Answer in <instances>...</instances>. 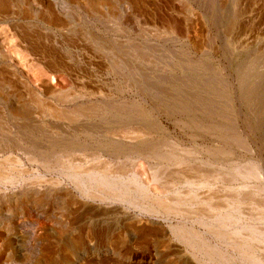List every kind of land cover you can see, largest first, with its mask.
I'll use <instances>...</instances> for the list:
<instances>
[{"label":"rangeland","instance_id":"374dc122","mask_svg":"<svg viewBox=\"0 0 264 264\" xmlns=\"http://www.w3.org/2000/svg\"><path fill=\"white\" fill-rule=\"evenodd\" d=\"M4 1L0 159L18 158L22 174L0 181V264H198L187 227L237 261L197 219L145 207L264 187V0ZM171 21L183 36L162 31ZM184 159L206 176L174 177ZM106 162L120 183L138 178V204L91 200L74 184L71 168ZM247 165L262 180L244 177ZM256 198L241 218L264 229Z\"/></svg>","mask_w":264,"mask_h":264},{"label":"bare ground","instance_id":"6f19581e","mask_svg":"<svg viewBox=\"0 0 264 264\" xmlns=\"http://www.w3.org/2000/svg\"><path fill=\"white\" fill-rule=\"evenodd\" d=\"M5 3L6 2L4 0H0V9H3ZM123 10H125V9L123 8ZM49 16L51 17V18H49L50 21H53V19H55L54 18V15L52 13H48V16L47 17H49ZM170 19H172V18H170ZM176 25L177 24H174L172 21L171 22H166V23L164 22L162 31L165 30L167 33L171 34L172 36L173 35L183 36V34L178 30V28H177ZM25 38H26V36H25ZM49 67H51V66H49ZM140 83L141 82H139L138 84H140ZM35 104H38L40 106L42 105V103H40V102H37ZM42 106L44 107V105H42ZM49 108L51 109V107H49ZM89 108H91V107H89ZM88 110H90V109H88ZM83 111L84 110L82 108L77 109V110H74L73 109L72 111H70L71 112L70 115H73L74 117L75 116L77 117ZM51 112L53 113V115L57 116V118L58 117H61V118L62 117H65V118H67V116H68V112H66L65 110H55V109H53V110H51ZM24 114H26V113H24ZM50 115H52V114H50ZM92 115H94V114H92ZM26 116H28V114H26ZM68 118H70V117H68ZM138 132H136V133H138ZM125 135H127V134H125ZM33 147H34V150L36 149V151L38 153H40V154L42 153L41 157L44 156L45 153L47 155V152H45L40 146L33 144ZM188 153H191V152H187V154ZM36 156L37 155L34 154L33 156H31L29 158V160L36 161L37 160ZM71 161H72V159H71ZM47 162H48V160H47ZM19 163H20V160L18 158H15L14 159V158H12V156H8L4 160H1L0 159V181L1 182L10 181V184L12 183V181H15L17 177H14V176H16L18 173H20L21 172V169H20V172H19V170L18 169H15V167H13L11 164L18 165ZM107 163L108 162H106L105 164H103L104 165L103 167L102 166L100 167V165L99 166L97 165V168H95V169L94 168H90L89 169V167L88 168L87 167L85 168L84 167L85 165L84 166L83 165H78L76 167L71 168L70 169L71 170L70 172L72 173V175L74 177L73 179L76 181V183H74V184H76L78 186H81V188H83L82 191H84L83 193L89 199H91V200H96V201H119V202H122V203H126L127 205L128 204H135V205L138 204V202H139L138 200L141 197H142L141 199H143L142 193L145 190V188L142 187V185L137 182V179L138 178L135 179V181L132 180L133 182L131 181V182L120 183L119 180H118V178H117L118 177L117 174H115L117 176V177L115 176L116 177L115 178V177H112L113 174L107 173V171L109 170V165H107ZM41 165H43V164H41ZM189 166H191V165H188V162H186L185 159H184V161L181 162L178 165L180 171H178L177 173H175L174 177H176L178 179H181V180H190V177L189 176H191V175L194 174L197 178H198V176H200L199 177V180H200L201 176H203V177L206 176V174L204 175V173H201V171L198 170V168L196 169L194 166L193 167L191 166V168H188ZM94 167H96V166H94ZM123 168H126V167L125 166L124 167H120V173L123 172ZM195 170H197V171H195ZM112 171H116V170H112ZM198 171H200V172H198ZM188 173H189V176H187ZM191 173H193V174H191ZM21 174L22 173H20V175ZM243 175H244V177H247V178L248 177H251V178H254L255 177V179H257V180H262V179L259 178V177L262 176V173L258 169L254 168L253 166H250V165L248 167H246V168L244 167V174ZM211 177L212 176L210 175V176L205 177L203 179L205 181L206 178H207L208 183H211L212 181H210V180H214V177L215 178L217 177V179H218L217 174L213 178H211ZM156 178L159 179L157 176L155 177V179ZM223 180H222V182H223ZM226 180H227V178H226ZM219 181H220V179H219ZM122 182H123V180H122ZM213 183H215V180H214ZM259 183H261V182H259ZM251 186H250V188H252ZM222 187L224 188V186H222ZM222 187H221V189H222ZM245 187L246 186H243L242 188L245 189ZM254 187H255V189H253L254 191L251 192L250 195L247 194V193H245L247 195H243V194H240L242 191L241 192L237 191V192H239V194L237 193L238 194L237 197H235L237 195V194H235V195H233L232 198H231V196L224 197L225 200L222 197H219L218 195H216L214 193H213V195H209V196H205V197L202 196L203 198H198V197H191V198H189V196L188 197L187 196H184V195L181 196L183 193H181V195H178V196L176 195L175 197L170 196L171 198L168 197V196H167L168 198H165L166 197V195H165L164 199L163 198L161 199V197H160V199H156V198H158V197H156L155 198L156 200H153V202H151V204H149L148 206H146L145 207L146 208L145 210H148L151 213H157V214H160L161 213V212H158V211H162V212H164V214L169 215V216L170 215L171 216H176V217L177 216H184V217H186L185 220L189 219V221H190V219H192V220L193 219H197V221L201 225H203V226L206 227L207 231L210 234H212V235L220 238L219 241H226L225 242V245H227V246L229 245L239 255V257L237 256L238 257V260L235 261L234 258L229 257L228 255H225L222 252L221 249L217 248V246H214L211 243H208L207 241H203V239L201 238V236L198 233L194 232L195 230L194 231L190 230L192 227H190V228L187 227V229L182 230L181 233H183L184 237L187 238L190 242H197L194 245V251L197 252V255L194 253L195 254L194 256L196 257V259H197L196 261L198 262V264H206L205 262H207V260L210 261V262L213 261L214 262L213 264H264V262H263L264 261V229H260V228L257 229V227L255 228L252 224L243 222V220L241 218L244 215V213H241V211H243L242 210L243 206L247 202H254L255 204H257L256 203L257 202V200H256L257 198L256 197L261 192L264 193V190H263L264 187H262L260 185L259 186H254ZM247 188H249V187H247ZM247 191H248V189H247ZM155 192H157V191H155ZM164 192H165V190L161 193V195L162 194H165ZM233 192H234V190H233ZM246 196H248V197H246ZM144 199H145V197H144ZM259 203H261V202H259ZM258 206L259 207L257 208V210H255V207L256 206H254V210H255L254 212L257 211V213H256L257 215L255 214L256 217H254V220L264 221V202H262ZM253 213L251 211V215ZM251 219H253V218H251ZM246 220L247 219H245V221ZM243 223H245V224H243ZM40 224H42V223H40ZM240 226H242V227L239 228ZM259 251L262 254V257L261 258L259 257ZM198 253H201L202 256H198L199 255ZM47 255L49 256V254H47ZM44 257H47V256L45 255ZM204 257L207 260H205ZM47 258H49V257H47Z\"/></svg>","mask_w":264,"mask_h":264}]
</instances>
